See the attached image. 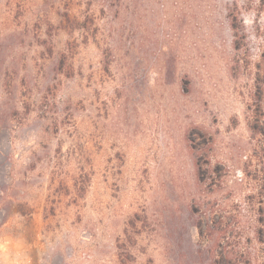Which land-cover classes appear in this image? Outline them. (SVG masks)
<instances>
[{
  "label": "rangeland",
  "instance_id": "1",
  "mask_svg": "<svg viewBox=\"0 0 264 264\" xmlns=\"http://www.w3.org/2000/svg\"><path fill=\"white\" fill-rule=\"evenodd\" d=\"M264 264V0H0V264Z\"/></svg>",
  "mask_w": 264,
  "mask_h": 264
},
{
  "label": "trees",
  "instance_id": "2",
  "mask_svg": "<svg viewBox=\"0 0 264 264\" xmlns=\"http://www.w3.org/2000/svg\"><path fill=\"white\" fill-rule=\"evenodd\" d=\"M215 264H218L217 262H215Z\"/></svg>",
  "mask_w": 264,
  "mask_h": 264
}]
</instances>
